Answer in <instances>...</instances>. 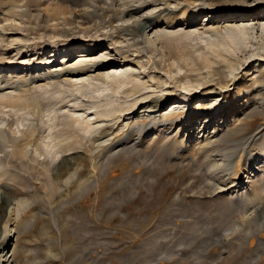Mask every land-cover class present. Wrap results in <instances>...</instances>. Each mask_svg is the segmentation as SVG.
I'll list each match as a JSON object with an SVG mask.
<instances>
[{
	"label": "rangeland",
	"instance_id": "374dc122",
	"mask_svg": "<svg viewBox=\"0 0 264 264\" xmlns=\"http://www.w3.org/2000/svg\"><path fill=\"white\" fill-rule=\"evenodd\" d=\"M193 1L190 13L172 23L166 18L186 9L188 1L159 0L133 9L120 19L112 18L111 28L100 26L90 32L99 37L104 32L113 35L111 40L98 39L100 43L93 51L80 48L79 43L58 44L57 51L43 42L45 37L39 38L40 31L7 30L0 37V76H13L4 87H33L46 81L66 86L64 79L68 76L63 69L80 61L112 62L106 69L89 71L85 77L125 70L136 74L144 86L134 95H128L129 85L124 86L110 105L100 107L105 115L96 117L99 127L91 135L73 127L71 136L56 139L57 145L74 148L49 165L57 188L52 202L40 193L49 181L41 158L24 163L14 157L4 160L6 171L17 180L0 181V194L23 201L7 223L10 240L6 250L13 257L12 264H264V217L246 230V217L227 213L229 195L205 180L189 158L194 152H186L183 161H156V143L152 150L141 153L118 147L111 153L109 165L98 176L93 173L109 143L102 140L121 136L123 131L114 130L122 124L173 121L166 145L176 136L175 146L183 141L196 142L195 148L200 150V140L212 135L215 128L231 135L223 147L264 123V110L252 102V98L264 102V0ZM141 21L144 26L139 29ZM232 28L241 31L232 34ZM168 29L192 30V46L180 49L172 44L167 49L157 40L160 52L147 43V39L156 40L157 33ZM64 39L76 38L68 35ZM115 47H121L127 57L119 55ZM181 51L191 55L193 61L179 58ZM202 52L211 53L212 68L219 74L206 66ZM186 75L192 83L190 91L185 90ZM37 89L34 92L41 103H55L52 126L60 130L73 97L56 102ZM183 93L187 97L180 95ZM166 96L167 101L156 107L152 99ZM224 96L234 97V103H226ZM145 100L148 102L142 104ZM176 100L181 103L172 104ZM218 102L223 104L222 110L205 118L207 110ZM120 103V112H115ZM144 105L150 108L146 110ZM145 111L149 115L141 117ZM263 147L264 128L261 139L249 146V156L262 153ZM69 157L79 163L77 172L74 168L62 169L63 160ZM204 160L209 164V157ZM252 163L256 166L257 160ZM250 172H256L260 184L264 182L263 173ZM246 182L237 180V186L231 189L234 195ZM4 225L0 215V238Z\"/></svg>",
	"mask_w": 264,
	"mask_h": 264
},
{
	"label": "bare ground",
	"instance_id": "6f19581e",
	"mask_svg": "<svg viewBox=\"0 0 264 264\" xmlns=\"http://www.w3.org/2000/svg\"><path fill=\"white\" fill-rule=\"evenodd\" d=\"M157 1L159 0H0V37L3 38L7 30L32 31L33 33L40 31L39 38L45 37L43 42L56 50L59 48L58 44L70 45L71 43H79L80 48H84L86 51H93L100 43L98 39L109 38L111 40L113 35L104 32L100 37L94 36L90 34L92 29H99L100 26L102 28H111L112 18L120 19L133 9H141L146 5L155 4ZM184 1H188V7L180 9V12L174 15H169L166 18L167 23L181 21L190 13L192 7H194V1ZM135 2L137 3L136 6H134ZM32 5L35 6L34 10L31 8ZM77 7L79 8L77 9ZM143 26L144 22L141 21L137 28L141 29ZM130 30L134 31V28L131 27ZM240 31V29L232 28L231 33L237 34ZM76 33H81V36H77ZM68 35H72L76 39H64ZM194 35L192 30L180 32L175 29H168L166 32L157 33L156 40L147 39L146 41L156 50H160L157 40L162 44L161 46L167 49H170L172 44L183 49L187 46H192V36ZM114 49L119 55L127 57V52H123L121 47H115ZM210 54L209 52H202V59L214 74H219L217 68H212ZM213 54L216 57L221 56L215 52ZM178 56L186 61H193L192 56L188 55V53L181 51ZM110 63L112 62L102 61L89 64L80 61L78 64L65 69L61 67L64 70L62 73H67L66 76H68L64 79L66 86L61 85L60 82L46 81L40 85L33 84V87H30L31 85L25 86L24 84L4 87L13 76H8L7 78L6 75L0 76V181L17 180L13 174L6 171L5 159L14 157L17 160L19 159V162L24 163L26 159L36 162L41 158L42 162H44L42 168L48 175L49 181L47 186H43V193L39 192L43 195L42 198L46 197L49 203L52 202L57 188L52 180L49 165L61 153L74 148V146L65 148L61 144L57 145L59 143H56L58 141L56 139H59L61 135L71 136L69 132L73 127H76L77 131L82 132L83 135H91L99 127L96 123L99 120L96 117L105 115L104 112L99 111V108L103 105H110L114 101L113 97L118 96L122 92V87L130 86L127 92L128 95H134L138 89H144V86L139 82V77L125 70L112 71L111 73H108V71L100 72L84 76L89 71H94L95 68L106 69ZM153 63L155 64V62ZM185 79V90L190 91L193 87L189 76L186 75ZM26 82L28 83V80ZM36 88L41 89L43 95L49 94V96L55 98L54 101L56 102L73 97L69 99L71 103L67 106L66 114L63 121H61L62 127L60 130L55 131L52 126L56 118L55 113L52 114V112H56L53 107L55 103L52 104V101L41 103L34 92ZM5 89L7 90L4 91ZM101 95L104 96V99L100 97ZM180 95L187 97L184 93ZM167 99L168 97L166 96L152 100L155 101L156 107H160L164 104L162 102L167 101ZM225 99L226 103H234V97L226 96ZM252 99L253 104H258L259 108L264 110V102L259 99ZM135 100L136 98L133 99V103H136ZM145 102L148 101H142V104ZM180 103V100L172 102V104ZM144 107H146V110L150 108L147 105H144ZM121 108L122 104L120 103L119 108L115 112H120ZM222 108L223 104L218 102L207 110L208 115L205 118L217 115ZM90 109H94V111L87 113ZM191 113L194 114V112ZM148 115V111H145L140 116ZM173 124V121L166 124L160 120H151L145 125L128 126L122 124L119 128H115L114 131L118 132L120 130L123 131V134L117 136L118 138L115 140L111 138L102 140L103 142L109 141V143L103 155H101V162L97 163V166L93 169L94 175L98 176L109 165L111 153L118 147H122L128 152L141 153L145 149L152 150V145L156 143L153 152L154 160L156 161L164 158L183 161L186 158V152H194L190 154L189 158L193 165L201 170L205 180L208 183L212 182L214 185H218L221 192L227 196L229 195L230 208L227 213L238 212L243 217H246V230L258 223L260 218L264 217V182L260 184L256 172L252 173L250 171H260L264 174V147L262 148V153L252 156H249L248 148L255 140L261 139L264 123L242 136L238 141H228L229 144L223 147L222 145L226 143V137L228 138L231 135L228 131L222 134L221 130H216L215 128L212 135H207L200 140L202 144L200 150L195 148L196 142L185 143L183 141L178 146H175L176 136L172 144L166 145V141L170 138ZM207 151L209 154L204 156L202 152ZM71 157L63 160L62 169L69 170L74 168L75 172H77L79 163L75 162V160L72 161ZM206 157H209V164L204 160ZM215 157L218 158L216 159ZM254 160H257L256 166L252 163ZM81 165L84 164L82 163ZM250 167L252 168L251 170ZM238 179H246L247 182L245 187L243 186V190L234 195L231 189L237 186ZM21 204H23L21 199L13 200L7 193L0 194V215L5 219L4 232L0 238V264H12L13 257L11 258V254L6 250L10 240L7 223L11 220V215L16 207ZM234 227L237 229L238 225ZM236 229H233V231Z\"/></svg>",
	"mask_w": 264,
	"mask_h": 264
}]
</instances>
